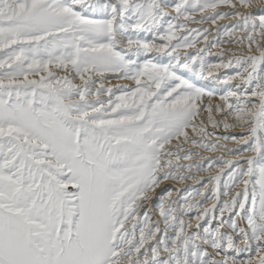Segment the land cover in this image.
I'll use <instances>...</instances> for the list:
<instances>
[{
    "label": "snow or ice",
    "instance_id": "snow-or-ice-1",
    "mask_svg": "<svg viewBox=\"0 0 264 264\" xmlns=\"http://www.w3.org/2000/svg\"><path fill=\"white\" fill-rule=\"evenodd\" d=\"M0 264H264V0H0Z\"/></svg>",
    "mask_w": 264,
    "mask_h": 264
},
{
    "label": "bare ground",
    "instance_id": "bare-ground-1",
    "mask_svg": "<svg viewBox=\"0 0 264 264\" xmlns=\"http://www.w3.org/2000/svg\"><path fill=\"white\" fill-rule=\"evenodd\" d=\"M224 10H227V9H224ZM197 19H199L200 17H196ZM226 21H231V20H223V21H219L218 23H217V25H195V26H197V27H212L213 28V35H215V28H217L218 26H219V24L221 23V22H226ZM190 26H193V25H190ZM211 37V36H210ZM210 37H209V39H210ZM211 40V39H210ZM200 47H203L204 45L203 44H200L199 45ZM225 47H230V46H225ZM190 50H195V49H189V51ZM220 49H217V48H212L211 49V52L213 53V54H215L217 51H219ZM213 58H214V56H213ZM212 59V58H211ZM215 60V59H214ZM214 62H217L216 60L214 61ZM225 71H227V70H225ZM116 83H125V82H116ZM206 85H207V88H208V90H210V91H213V92H216V93H220V92H224V91H226L227 90V86L225 85V84H223V83H220V82H216V81H214V80H212V78L211 77H209L205 82H204ZM219 102V96L217 95V97L212 101V103H218ZM209 130L211 131V128H209ZM217 131H219L220 132V134H228V133H223V131H222V129L221 130H217ZM237 134H238V130H237ZM213 139H214V137H213ZM221 143H226L227 144V146L228 147H237L238 145H235V144H233V143H231V142H228V141H221ZM206 155H209V153H205ZM210 155H214V156H219V155H224L225 156V158L226 159H236V158H234V157H231V156H228L226 153H224L223 151H218V152H216V153H211ZM182 163H185V164H187L188 163V161H182ZM225 169H223V171H224ZM215 174H217L216 172H214L213 173V175H215ZM200 177H201V179H207L208 178V173H201L200 174ZM167 183H169V184H175V182L174 181H172V182H167ZM186 185H196V182H194V181H192V180H189V181H186L184 184H180V185H176V187H178V188H184V187H187ZM211 186H209V188H210ZM208 189H205V191H207ZM174 196H175V193H174ZM201 200L202 199V197H198V198H196V200ZM194 203L195 202H197V201H193ZM209 207L211 206V204H209L208 205Z\"/></svg>",
    "mask_w": 264,
    "mask_h": 264
},
{
    "label": "rangeland",
    "instance_id": "rangeland-1",
    "mask_svg": "<svg viewBox=\"0 0 264 264\" xmlns=\"http://www.w3.org/2000/svg\"><path fill=\"white\" fill-rule=\"evenodd\" d=\"M228 10V9H227ZM227 10H225V11H227ZM233 21H226V22H221L220 24H219V26L220 25H222V24H227V23H232ZM218 26V27H219ZM190 27H197V26H195V25H193V26H190ZM215 38V35H212L211 37H210V39H214ZM190 51H192V50H190ZM193 51H195V50H193ZM212 58V60H213V62L215 61L214 60V58L213 57H210V59ZM228 171V169H226L225 168V170H224V172H227ZM208 179V178H207ZM207 179H205V180H207ZM187 187H184V188H189V187H192V188H198L199 187V185L198 184H196V185H186ZM184 188H181V189H184ZM198 198V197H197ZM195 201H198V199L197 200H195ZM194 203V202H193Z\"/></svg>",
    "mask_w": 264,
    "mask_h": 264
}]
</instances>
